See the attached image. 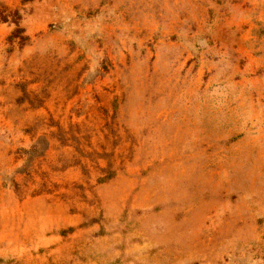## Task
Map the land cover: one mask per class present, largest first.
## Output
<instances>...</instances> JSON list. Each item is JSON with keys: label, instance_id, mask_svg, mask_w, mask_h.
<instances>
[{"label": "rangeland", "instance_id": "1", "mask_svg": "<svg viewBox=\"0 0 264 264\" xmlns=\"http://www.w3.org/2000/svg\"><path fill=\"white\" fill-rule=\"evenodd\" d=\"M0 264H264V0H0Z\"/></svg>", "mask_w": 264, "mask_h": 264}, {"label": "trees", "instance_id": "2", "mask_svg": "<svg viewBox=\"0 0 264 264\" xmlns=\"http://www.w3.org/2000/svg\"><path fill=\"white\" fill-rule=\"evenodd\" d=\"M23 1H31V0H23ZM6 17L7 16H5L4 14H2L1 15V20L2 21H6ZM14 23H16V22H14ZM20 33H21V30L17 28L16 30H14V33L10 36V38H13L14 39L15 37L18 36L17 34H20ZM21 40H24V39L22 38Z\"/></svg>", "mask_w": 264, "mask_h": 264}]
</instances>
